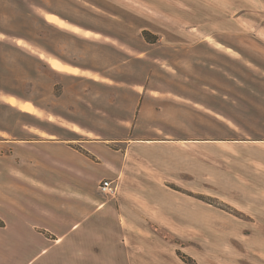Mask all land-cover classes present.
<instances>
[{"label": "crops", "instance_id": "1", "mask_svg": "<svg viewBox=\"0 0 264 264\" xmlns=\"http://www.w3.org/2000/svg\"><path fill=\"white\" fill-rule=\"evenodd\" d=\"M176 2L0 0V264H264V0Z\"/></svg>", "mask_w": 264, "mask_h": 264}, {"label": "rangeland", "instance_id": "2", "mask_svg": "<svg viewBox=\"0 0 264 264\" xmlns=\"http://www.w3.org/2000/svg\"><path fill=\"white\" fill-rule=\"evenodd\" d=\"M90 1H101V0H90ZM124 1H128V3L134 2L140 8L147 7V8H151L152 10L153 9H159L161 11H166V12H168V15H169V22L175 23V21H176V3H177L176 0H124ZM92 5L93 4H91L90 6H92ZM185 11H186V13L190 12L188 7H186ZM92 19H93L92 16H90V20H92ZM92 22L93 21H91L90 23H92ZM145 32H147V31H145ZM148 33H149L150 39L153 40L150 43H155L158 41V38H159L158 36H154L150 32H148ZM143 36H144V33H143ZM197 198L201 201V203L206 204L210 207L213 206L214 208H216L218 219H222V217H226L225 212L226 211L229 212V209H228V206H226V203L222 200H219L218 198L216 200V199L209 197L207 195H200ZM219 242L222 243V242H225V240H217L218 244H219ZM202 243L203 242L196 241V240L180 239L175 234L172 235V240L170 241L172 248L177 250L178 258L184 264H199L198 263L199 261L196 259L195 255L197 253H199V251L201 250ZM228 243H230V241H228ZM218 244H217V249L219 248ZM223 245L224 244H222V246ZM208 246L209 245L206 242V248ZM219 250L220 249H218V252H219Z\"/></svg>", "mask_w": 264, "mask_h": 264}, {"label": "built area", "instance_id": "3", "mask_svg": "<svg viewBox=\"0 0 264 264\" xmlns=\"http://www.w3.org/2000/svg\"><path fill=\"white\" fill-rule=\"evenodd\" d=\"M100 192L106 197H114L118 192V184L115 181L104 180L100 184Z\"/></svg>", "mask_w": 264, "mask_h": 264}, {"label": "trees", "instance_id": "4", "mask_svg": "<svg viewBox=\"0 0 264 264\" xmlns=\"http://www.w3.org/2000/svg\"><path fill=\"white\" fill-rule=\"evenodd\" d=\"M144 37H145V39H146L147 41H149V42L153 41L152 39H150V37H149V33H148V32H144Z\"/></svg>", "mask_w": 264, "mask_h": 264}]
</instances>
